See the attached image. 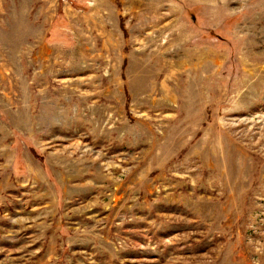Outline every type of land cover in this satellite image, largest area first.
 Returning a JSON list of instances; mask_svg holds the SVG:
<instances>
[{"label": "rangeland", "instance_id": "obj_1", "mask_svg": "<svg viewBox=\"0 0 264 264\" xmlns=\"http://www.w3.org/2000/svg\"><path fill=\"white\" fill-rule=\"evenodd\" d=\"M0 264H264V0H0Z\"/></svg>", "mask_w": 264, "mask_h": 264}, {"label": "bare ground", "instance_id": "obj_2", "mask_svg": "<svg viewBox=\"0 0 264 264\" xmlns=\"http://www.w3.org/2000/svg\"><path fill=\"white\" fill-rule=\"evenodd\" d=\"M179 37V36H178Z\"/></svg>", "mask_w": 264, "mask_h": 264}]
</instances>
